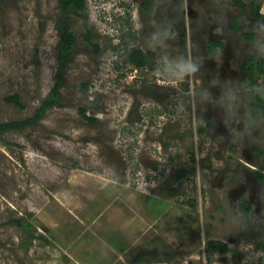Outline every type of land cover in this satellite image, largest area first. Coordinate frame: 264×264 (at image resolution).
Listing matches in <instances>:
<instances>
[{"label": "rangeland", "instance_id": "rangeland-1", "mask_svg": "<svg viewBox=\"0 0 264 264\" xmlns=\"http://www.w3.org/2000/svg\"><path fill=\"white\" fill-rule=\"evenodd\" d=\"M237 1L0 0V123L33 117L60 34L76 37L56 103L0 130V264H77L110 253L102 231L147 226L145 242H173V263L264 264V113L249 100L264 89V0ZM161 28L169 50L202 61L175 87L153 75Z\"/></svg>", "mask_w": 264, "mask_h": 264}, {"label": "trees", "instance_id": "trees-1", "mask_svg": "<svg viewBox=\"0 0 264 264\" xmlns=\"http://www.w3.org/2000/svg\"><path fill=\"white\" fill-rule=\"evenodd\" d=\"M146 2H144L143 6L145 8H149L150 4H151V0H145ZM238 4L242 5L240 3V1H237ZM59 4L62 7L63 10H66L67 7L72 6L75 10H81L84 6V0H59ZM61 27L63 29L66 28V26L61 25ZM85 40H89V36L85 35ZM244 37L246 39H251L252 36L250 34H244ZM76 41V37L72 32H62L59 36V41H58V48H59V53H58V59H59V64H58V71L56 74V84L49 90V92L43 97V99L40 102L39 107L36 109L34 115L32 118H27L24 120H15V121H10V122H5V123H0V130L2 131H6L9 129H15V128H19L22 127L24 125L29 124L34 118H38L41 116V114L43 113V111L50 107L51 105H54L56 103V98H57V93H58V86H59V82L61 80V75L62 72L64 70V63L65 60L71 56V50L72 47L74 45ZM94 49H98V46L96 44H93ZM206 50L210 53V52H214L216 50H218L220 48V44L218 42H213V41H208L206 43ZM134 56H133V63H135V65H142L143 64V58H144V54L138 50L134 52ZM247 64H251V60H248ZM260 72H264V68L262 67L261 69H259ZM7 99H12L15 103H17V99L14 97H8ZM249 100H250V104L252 105V107H254L255 109L261 111L262 113H264V89L263 88H253L251 89V92L249 94ZM81 115L87 120V121H94L93 118L88 117L84 110H80ZM180 175L184 173L183 170H180ZM257 177L259 178H263V174H257ZM242 211L244 213H247L250 210V205L249 203L244 200V202L241 205ZM257 246L259 247V249L262 252V256L264 259V238L263 240L257 241L256 242ZM207 247L209 249H214V250H219V251H227L228 247L226 246V244L224 242L218 241V240H209L207 242ZM257 264H262V259H260L258 261Z\"/></svg>", "mask_w": 264, "mask_h": 264}, {"label": "crops", "instance_id": "crops-1", "mask_svg": "<svg viewBox=\"0 0 264 264\" xmlns=\"http://www.w3.org/2000/svg\"><path fill=\"white\" fill-rule=\"evenodd\" d=\"M149 228L150 226H147L140 236H131L129 230L123 232V228H117L116 231L108 228L110 232L104 233L102 231V233L110 253L108 254L109 250H107V252L102 251L100 254L98 251L86 256L81 254L77 264H170L173 261L175 252L173 242L171 241L168 247H165L163 243L151 244L145 242L143 235ZM92 247H95V245ZM98 249H101V247ZM170 249L172 250L170 251ZM172 264L179 263L172 262Z\"/></svg>", "mask_w": 264, "mask_h": 264}, {"label": "clouds", "instance_id": "clouds-1", "mask_svg": "<svg viewBox=\"0 0 264 264\" xmlns=\"http://www.w3.org/2000/svg\"><path fill=\"white\" fill-rule=\"evenodd\" d=\"M168 31L158 29L149 38L150 46L161 50L159 60L153 75L161 77L168 85L175 87L197 73L201 67V59L191 55L173 53L167 44Z\"/></svg>", "mask_w": 264, "mask_h": 264}, {"label": "flooded vegetation", "instance_id": "flooded-vegetation-1", "mask_svg": "<svg viewBox=\"0 0 264 264\" xmlns=\"http://www.w3.org/2000/svg\"><path fill=\"white\" fill-rule=\"evenodd\" d=\"M133 64H135V63H133Z\"/></svg>", "mask_w": 264, "mask_h": 264}]
</instances>
